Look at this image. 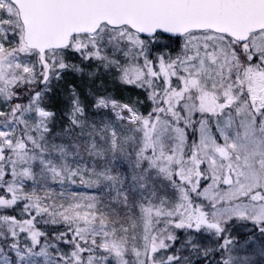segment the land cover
<instances>
[{
	"label": "snow or ice",
	"instance_id": "6c2138e0",
	"mask_svg": "<svg viewBox=\"0 0 264 264\" xmlns=\"http://www.w3.org/2000/svg\"><path fill=\"white\" fill-rule=\"evenodd\" d=\"M0 264H264V0H0Z\"/></svg>",
	"mask_w": 264,
	"mask_h": 264
}]
</instances>
